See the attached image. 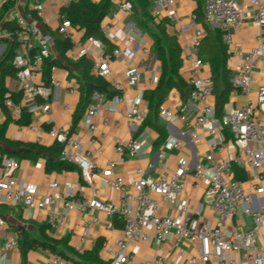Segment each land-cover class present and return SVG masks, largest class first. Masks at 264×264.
Returning a JSON list of instances; mask_svg holds the SVG:
<instances>
[{
  "label": "built area",
  "instance_id": "1",
  "mask_svg": "<svg viewBox=\"0 0 264 264\" xmlns=\"http://www.w3.org/2000/svg\"><path fill=\"white\" fill-rule=\"evenodd\" d=\"M64 1V0H59ZM155 6L154 16L160 20L164 12L173 9L177 0H152ZM119 5L120 10L131 13L133 4L129 0H112ZM247 14L258 28L256 43L248 50L238 49L235 52L237 59L236 75L232 78L235 92L249 96L252 94V85L255 82L257 68H260L264 80V0H204V21L213 31H219L223 44L232 48L235 44L233 32L244 25ZM176 20L175 13L170 15ZM11 20L17 24L14 33L0 30V40L16 44V54L13 66L17 70V78L24 92V105L16 104L13 100L5 101V106L14 119L22 116V109L26 107L33 114L49 113L51 105L38 104L37 97L51 100L61 83L56 74L59 66L51 67L50 75L44 82L43 74L45 62L53 59L52 49L54 39L50 34L43 33L41 25L45 22V3L37 2L25 12L16 11ZM169 24L168 27H171ZM72 25L68 20H62L58 31L68 37L76 46V59L92 57V73L96 76L110 80L112 60L125 61V77L131 88L138 87L142 82V68L138 62L141 55L150 53L149 48L141 47L137 36H128L126 42L114 48L107 54L104 43L96 38H89L82 42H75L70 34ZM109 27L103 28L104 33ZM177 35L185 40L183 45V61L190 69L191 92L188 102L176 109L161 107L160 116L168 123L181 121L189 127L188 134L192 140L199 138L203 133L212 137L211 152L204 162L195 166L193 162L182 158L174 171L167 170L158 178L151 177L148 169H138V179L132 183L134 192L126 187L123 176L115 175L116 164L110 162L106 170L98 169L83 145L70 137L65 128L56 129L49 134L51 138L64 145L61 159L74 162L78 165L83 186L68 184L75 192L73 196H66L60 192L57 182H50L48 191L42 193L35 183L21 187L14 177L19 163L0 154L6 180L0 181V195L7 203L23 206L28 209L49 210L48 222L52 228L64 227L71 212L89 214L94 210L107 214L111 220L106 228H116L114 218L123 222L122 233L116 240L113 259L110 264H130L131 246L135 242H147L151 236L158 243L176 238L178 242L189 241L196 246L197 253L193 255L189 264H264V242H261L264 232V185L261 183L260 173L264 169V125L258 120L256 107L248 105L242 108L227 110L222 118H218L215 106L211 103L214 93V83L211 75L205 74L206 62L199 57L198 50L205 38L203 25L199 24L196 13L190 17L187 25L177 29ZM83 32V31H82ZM118 44L119 39L113 38ZM158 83L157 79L152 84ZM115 89L123 92L124 88L116 81H112ZM105 96L99 92L92 94L93 102L90 104L84 118V126L90 132H96L95 122L97 112ZM123 101L121 96L114 98L115 103ZM27 103H29L27 105ZM144 93H140L130 105L126 114L129 128L136 132L145 122L146 113L142 110ZM264 104V82L260 84L257 105ZM193 116V120L190 119ZM34 131L37 127L31 126ZM234 147L233 158H228L215 165L213 171L209 168L214 163L215 155L224 151L227 138ZM182 147L178 140L167 141L159 158L164 159L167 151ZM142 143L131 138L120 143L116 148L118 154L127 152L130 156H137L142 151ZM233 164L250 171L254 175V192L247 191L244 183L236 180L232 174ZM95 172L108 178V184L121 196V203L101 201V190L96 186L93 178ZM195 178L197 182H205V202L197 209L191 211L188 204L179 205V214L175 217L160 214V209L168 205L176 206L179 197L185 189L186 179ZM86 188H89L90 194ZM61 205V211L51 208ZM205 207L212 216H204ZM246 217L252 221L253 227L243 230L232 226L235 217ZM99 224L98 218L88 219L85 222V232L90 238V229ZM6 221L0 217V227ZM19 234L7 239V251L17 248ZM104 248H109L108 242ZM47 264H75L61 256L52 254ZM155 264H165V258L159 256ZM0 264H13L9 260Z\"/></svg>",
  "mask_w": 264,
  "mask_h": 264
},
{
  "label": "crops",
  "instance_id": "2",
  "mask_svg": "<svg viewBox=\"0 0 264 264\" xmlns=\"http://www.w3.org/2000/svg\"><path fill=\"white\" fill-rule=\"evenodd\" d=\"M6 0H0V30H4L3 26L6 21L11 20L12 15L16 11L25 12L31 8L34 3H45V22L41 25L43 33L50 34L56 32L62 22L61 9L75 0H19L16 7L9 13L2 14V6ZM99 1V0H95ZM125 1V0H121ZM198 5L193 0H177L176 6L164 12L160 20L154 16L155 6L153 7V16L157 23L164 19L172 24L171 27L167 25V32L170 36L176 39L181 51L185 40L177 35V29L190 22V17L195 13ZM175 13L177 19L171 20L170 15ZM199 24H201L199 22ZM202 25V24H201ZM109 27L106 37L112 45V49L107 52L110 54L114 48L120 47L126 42L128 36H137V41L141 47L149 48L150 53L141 55L138 62L142 68V82L138 87L131 88L127 84L125 77L126 62L112 60L110 67L112 76L107 80L112 84L116 81L124 88L121 92L123 101L120 103L109 99L106 94L105 99L101 102V106L97 112L95 122L98 127L96 132H90L84 126V118L87 115L88 108L93 102L92 96L89 106L84 105L86 93L83 89V80L72 66L73 63L81 59H76V46L73 44V49L67 53L68 61L62 59L57 52L55 46L52 49L53 59L62 61L64 66L59 67L56 74L61 86L56 92V97L51 100L37 97L35 101L38 104L51 105L49 113L33 114V124L31 126L37 127L38 131H34L31 126L24 127L16 124V119L13 118L11 112L9 114L12 121L8 123L6 136L10 141H21L24 143L37 144L43 148L51 147L55 140L51 138L50 132L56 129L65 128L68 135L78 140L84 147L85 151L90 154L91 159L97 164L98 169L104 171L108 164L113 162L116 164L114 169L115 175L123 176L126 181V187L134 192L132 183L138 179L136 171L138 169H148L149 175L154 178L162 176L167 170L174 171L178 162L182 158L193 162L195 166L202 163L205 157L210 154V146L213 142L212 137L203 133L199 134V138L192 140L188 134L189 127L185 126L181 121L168 123L163 120L156 108L152 104L150 106V98L145 99L146 92H154L158 88L159 80L162 76V62L157 54L153 51V40L148 33L141 30L137 23L132 18V12H124L120 10L119 5L113 2L108 17L103 23V28ZM206 32V30H205ZM72 39L75 42H82L84 39L83 32L72 28L70 30ZM51 35V34H50ZM207 35V32H206ZM205 35V36H206ZM258 35V28L253 23L251 18L245 14L244 25L242 28L233 32L235 44L232 48H227L228 67L231 72V78L236 75L237 59L235 52L238 49L248 50L256 43ZM119 39L118 44L113 42V38ZM11 42L0 40V61L7 52L8 45ZM183 53L181 52L182 67L179 71L180 82L171 90L168 96L164 99L161 107L170 109L179 108V106L188 102L186 96L187 82L190 80V69L183 61ZM91 61L92 57H88ZM93 63V62H92ZM92 73V67H91ZM93 74V73H92ZM205 74L211 75V69L208 62H206ZM45 73L43 80H46ZM157 79L158 83L153 85L152 80ZM178 79V80H179ZM263 77L260 68H257L255 74V82L252 85L253 92L246 96L241 92L232 93L229 103L224 108V113L233 108H242L248 105L256 107V115L258 120L264 125V104L257 105V97L259 93L260 84L263 83ZM6 86L13 93L23 92L22 86L18 78H6ZM115 89V87H114ZM144 93V104L142 110L146 113L145 122L140 128L134 132L132 131L126 121V114L132 104L133 100L137 98L140 93ZM151 100H154L153 98ZM153 102V101H152ZM24 92L20 105H24ZM211 103L216 110V95L213 93ZM29 103H27L28 105ZM7 116L0 107V126L6 122ZM193 120V116H190ZM76 124V126H74ZM163 129L165 132V140L161 143V134L158 129ZM138 139L142 145V151L137 156H130L127 152L118 154L116 148L120 143L127 142L131 138ZM227 138V137H226ZM178 140L182 142V147L167 151L164 159L159 158L160 152L164 150V144L167 141ZM224 151L215 155L214 163L209 168L214 170L215 165L234 156V147L227 138ZM2 155V154H1ZM6 156V155H3ZM45 156V155H44ZM19 163V168L15 171L14 177L18 180L21 187L35 183L39 186L42 193L48 191L50 182H57L60 185V192L66 196H73L75 194L68 184L83 186L84 182L81 178L79 167L74 162L76 169L71 172H46V159L43 157L36 163L28 160H21L15 157H10ZM237 165L233 164L232 174L236 180L244 183L247 191L253 193L255 187L254 175L243 168L244 180L238 179V174L235 168ZM239 167V166H238ZM261 183L264 185V169L260 173ZM2 162H0V181L6 180ZM96 186L101 190V201L121 203V196L116 193L108 184V178L102 176L101 173L95 172L93 178ZM87 193L90 194L89 188H86ZM205 182H197L192 176L186 179L185 189L181 193L178 204L176 206L168 205L160 209V214L165 216L175 217L179 214V205L183 202L187 203L190 210L194 211L202 203L205 202ZM53 211H61V205H55L51 208ZM49 210L28 209L23 206H16L7 203L0 195V217L6 221L4 227H0V262L9 260L13 264H47L51 260L48 249L41 247L29 250L26 255H23V245L25 237L34 240L38 243H49L56 247L59 252L64 253L70 261L82 262L83 264H97L87 257H81L85 253H91L98 249V256L101 264H110L113 259V250H115L116 240L120 238L123 222L120 221L114 230L106 228V224L110 222L111 218L98 210H94L89 214H81L73 211L69 214L67 224L64 227L52 228L48 222ZM204 216H212L211 212L205 207ZM98 218L99 224L94 225L90 229V238L85 232V222L88 219ZM232 226L249 230L253 227L252 221L246 217H235L232 219ZM19 234L18 246L14 250L7 251L5 244L8 238ZM108 242L109 248H104V243ZM261 242H264V232L262 233ZM197 253L196 246L189 241L178 242L176 238H172L166 242L158 243L154 236L147 242H135L131 246L130 264H155L156 257L165 258V264H189L190 258ZM53 254V253H52Z\"/></svg>",
  "mask_w": 264,
  "mask_h": 264
},
{
  "label": "trees",
  "instance_id": "3",
  "mask_svg": "<svg viewBox=\"0 0 264 264\" xmlns=\"http://www.w3.org/2000/svg\"><path fill=\"white\" fill-rule=\"evenodd\" d=\"M133 4L132 18L137 23L138 27L148 33L153 40V51L157 54L162 62V76L158 83V88L154 92H146L145 99L150 98V106L152 104L156 108V112L160 114V109L164 99L168 96L175 86L180 82L179 71L182 67L181 48L176 39L170 36L167 32V19L157 23L153 16V1L152 0H129ZM198 7L195 11L198 21L203 25L207 35L201 42L198 50L199 57L208 62L211 69V77L214 83V94L216 95V114L218 118L224 115V108L229 103L232 93L236 91L232 84L231 72L228 67L227 47L223 44L221 33L219 31L210 30L204 21V0H193ZM19 0H6L2 6L1 13L6 14L13 10ZM113 5L112 0H75L68 5L62 7V20L70 21L72 28L83 31L84 39L96 38L101 40L107 46V52L113 47L110 45L106 34L103 31V23L110 13ZM4 30L14 33L17 29V24L13 20L6 21L3 26ZM54 39V46L62 59L68 61L67 53L73 49L71 40L65 35L56 32H50ZM17 46L10 43L7 52L0 61V107L6 114V122L0 126V154L8 157H15L21 160H28L36 163L41 158L46 159V172L62 173L71 172L76 169L72 163L63 161L61 154L64 145L58 141L48 148H43L37 144L24 143L21 141H10L6 136L7 126L12 118L8 108L5 106V101L13 100L16 104H21L23 92L13 93L6 86V78H16L17 70L12 62L16 54ZM57 65L64 66L62 61L57 59L47 60L45 62V76L49 77L51 67ZM76 72L81 76L83 89L86 93L84 105L89 106L91 96L94 92L104 93L109 99L121 95V92L114 89L110 82L106 79L96 76L91 73L92 61L88 57H84L78 62L72 64ZM179 79V80H178ZM47 83V79L45 80ZM191 85L187 82L186 96L189 99ZM154 100H151V99ZM153 101V102H152ZM17 125L28 127L33 124V113L29 112L26 107L22 109V116L15 121ZM75 123L74 126H76ZM161 134L160 142L165 140V132L161 128H157ZM45 155V156H44ZM238 174V179L244 180V170L240 167L235 168ZM115 225L120 222L114 218ZM43 248L50 250L54 255L70 260L64 253L59 252L55 246L49 243H38L34 240L25 237L23 245V255L25 256L29 250ZM87 257L88 260L101 264L98 256V249L91 253L80 255ZM75 264H83L76 262Z\"/></svg>",
  "mask_w": 264,
  "mask_h": 264
}]
</instances>
